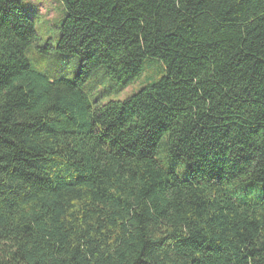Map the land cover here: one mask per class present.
Listing matches in <instances>:
<instances>
[{"label":"trees","instance_id":"16d2710c","mask_svg":"<svg viewBox=\"0 0 264 264\" xmlns=\"http://www.w3.org/2000/svg\"><path fill=\"white\" fill-rule=\"evenodd\" d=\"M59 1L72 80L0 0V264H264V0Z\"/></svg>","mask_w":264,"mask_h":264},{"label":"rangeland","instance_id":"374dc122","mask_svg":"<svg viewBox=\"0 0 264 264\" xmlns=\"http://www.w3.org/2000/svg\"><path fill=\"white\" fill-rule=\"evenodd\" d=\"M21 7L33 16L36 23L37 42L28 48L26 57L31 68L43 75L74 79L78 75L76 60L61 55L56 51L59 38V22L66 13L59 0H20ZM159 64L147 63L141 72L140 79L132 85L120 89L99 75L90 79L83 88L90 102L99 99L101 104L110 101H123L142 89L147 82L159 79Z\"/></svg>","mask_w":264,"mask_h":264}]
</instances>
